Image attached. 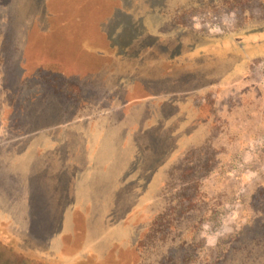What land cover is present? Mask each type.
I'll return each instance as SVG.
<instances>
[{
    "label": "rangeland",
    "instance_id": "obj_1",
    "mask_svg": "<svg viewBox=\"0 0 264 264\" xmlns=\"http://www.w3.org/2000/svg\"><path fill=\"white\" fill-rule=\"evenodd\" d=\"M0 264H264V0H0Z\"/></svg>",
    "mask_w": 264,
    "mask_h": 264
},
{
    "label": "trees",
    "instance_id": "obj_2",
    "mask_svg": "<svg viewBox=\"0 0 264 264\" xmlns=\"http://www.w3.org/2000/svg\"><path fill=\"white\" fill-rule=\"evenodd\" d=\"M197 158H193L192 160H196Z\"/></svg>",
    "mask_w": 264,
    "mask_h": 264
}]
</instances>
